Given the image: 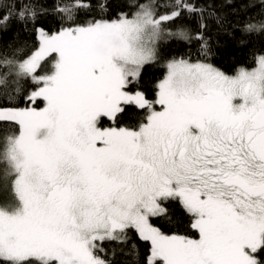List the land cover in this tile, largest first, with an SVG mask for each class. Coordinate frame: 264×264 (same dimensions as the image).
<instances>
[{
	"label": "snow or ice",
	"instance_id": "6c2138e0",
	"mask_svg": "<svg viewBox=\"0 0 264 264\" xmlns=\"http://www.w3.org/2000/svg\"><path fill=\"white\" fill-rule=\"evenodd\" d=\"M252 7L0 0V264H264V54L213 59Z\"/></svg>",
	"mask_w": 264,
	"mask_h": 264
},
{
	"label": "trees",
	"instance_id": "16d2710c",
	"mask_svg": "<svg viewBox=\"0 0 264 264\" xmlns=\"http://www.w3.org/2000/svg\"><path fill=\"white\" fill-rule=\"evenodd\" d=\"M117 2L130 5L133 0H117ZM248 2L256 5V7L250 8L248 15L259 18V13L264 11V6H260L259 0H248ZM124 10L135 11V9L129 8H125ZM48 23L55 27V21L53 19L49 18ZM5 39L8 38L5 37ZM22 39L28 44L32 43L30 34L22 37ZM213 39L218 41L215 49L216 55L213 58L214 62L218 66L226 68L230 74H233L240 67L253 68L257 64L256 61L259 55L264 54V36L256 34L249 35L244 32H235L231 35L220 34L217 36L215 31H213ZM163 51L169 58L171 56L190 53L193 59H196L199 53V45L194 41L189 43L173 40L166 43ZM165 71L164 62L148 67L145 73V80L152 85L155 81L163 78ZM6 134L0 132V137ZM11 199L10 191L0 188V204L10 203Z\"/></svg>",
	"mask_w": 264,
	"mask_h": 264
},
{
	"label": "rangeland",
	"instance_id": "374dc122",
	"mask_svg": "<svg viewBox=\"0 0 264 264\" xmlns=\"http://www.w3.org/2000/svg\"><path fill=\"white\" fill-rule=\"evenodd\" d=\"M258 65L256 64L253 68H256ZM253 68H246L248 70H252Z\"/></svg>",
	"mask_w": 264,
	"mask_h": 264
}]
</instances>
